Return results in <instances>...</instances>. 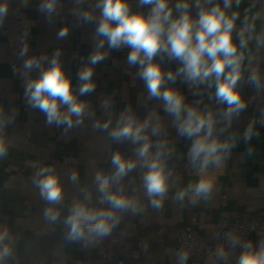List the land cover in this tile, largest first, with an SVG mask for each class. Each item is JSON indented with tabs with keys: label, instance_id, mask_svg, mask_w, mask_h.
Wrapping results in <instances>:
<instances>
[{
	"label": "crops",
	"instance_id": "obj_1",
	"mask_svg": "<svg viewBox=\"0 0 264 264\" xmlns=\"http://www.w3.org/2000/svg\"><path fill=\"white\" fill-rule=\"evenodd\" d=\"M5 2L8 12L0 25V122L5 119L7 122L0 136L7 146V154L0 157V228L9 229L13 247V254L5 264H116L133 249L140 252V257L127 259L125 264H180L176 229L188 212L196 213L197 230L206 239L213 238L215 222L220 217L234 219L244 215L253 225L264 223V86L257 89L244 82L253 67H258L264 77V48L257 49L255 39L249 43L244 75L238 84L247 106L232 119L230 126L225 128L226 122L220 113L226 105L215 100L214 87L192 86L182 76L166 84L183 96L187 88L201 96L202 101L192 106L216 113L218 122L214 136L220 140H235V146L223 162L219 166L210 165L201 174L188 157L194 138L178 133L174 117L165 112L161 99L149 98L145 83L138 75L139 66L129 65L127 61V47L110 49L105 42L102 51L106 52V58L92 66L95 90L78 96L89 106L81 124L67 129L65 125L46 123L45 114L28 103L25 87L18 82L11 65L26 55H45L51 60L59 50L60 63L72 81L73 91L78 94L81 84L78 72L89 64L90 55L102 39L95 34L100 15V10L94 7L97 0L81 3L57 0L51 16L40 11L44 0H0V3ZM128 2L132 11L142 10L139 0ZM176 2L170 0V6ZM213 3L223 6V0H213ZM83 10H92L96 19L92 22L78 19V12ZM227 11L229 14L239 12L233 33L237 42L236 32L243 26L246 13L250 19L259 13L255 30L257 34L264 30V0H241L238 6L233 0ZM191 12L195 17L197 9L193 7ZM173 15L177 13L174 11ZM65 26L69 29L68 35L58 38L59 30ZM25 45L28 51L21 56ZM249 56L255 57L251 64ZM155 60L161 62L165 72H175L180 67L179 61H170L166 56L157 55ZM62 110H66V106ZM126 112H131L138 122L153 114L152 125L159 118L160 132L151 134V126L148 132L152 154L158 150V143L164 144L162 159L166 171L171 173L163 207L151 206L142 179L147 168L138 163L119 184L114 183L111 190L122 186L126 195L138 200L142 211L117 212L119 222L107 237L93 238L91 242H70L66 239L68 229L64 220L73 201L84 200L85 195L90 194L92 206L107 208L97 203L95 174L102 171L111 176L114 171L111 158L117 151L126 159L137 158L135 149L139 145L127 140L117 142L109 135L121 114ZM97 121L101 125L110 121L108 129L95 127ZM250 124H253L254 134L246 141L244 132ZM43 166L53 167L63 185L64 199L53 206L60 210L55 222L45 218L44 211L50 205L41 198L34 183L35 173ZM73 171L79 174L76 182L70 180ZM201 175L213 180L211 195L207 199L197 198L188 191L183 200L177 199V193L186 190L189 184L194 185ZM223 194L225 204L220 203ZM251 235L259 239L264 237V231ZM113 242L116 244L111 245ZM190 264L216 262L207 256Z\"/></svg>",
	"mask_w": 264,
	"mask_h": 264
},
{
	"label": "clouds",
	"instance_id": "obj_2",
	"mask_svg": "<svg viewBox=\"0 0 264 264\" xmlns=\"http://www.w3.org/2000/svg\"><path fill=\"white\" fill-rule=\"evenodd\" d=\"M82 0H77L81 3ZM141 5H150L147 14L141 11H132L128 0H97L95 8L100 10L98 26L95 34L102 37L96 45V50L89 57V64L78 72L81 82L78 94L73 91L72 81L60 63V52L57 50L47 68H41L47 57H30L23 67L27 70L40 69L38 78L30 79L25 87V95L31 107L39 109L46 116V123L57 126L65 125L70 129L83 122L89 106L78 96H84L95 90L93 65L106 58L102 51L105 42L110 49L128 47L130 52L127 57L129 65H138V75L144 81L149 98L161 99L164 110L174 117L177 131L181 136L192 139L188 157L193 167L199 168L203 174L211 166H219L223 159L230 154L235 146L234 138L220 140L214 136L217 125V116L211 109L200 110L197 106L186 105L184 96L175 88L167 87V82H174L177 76L192 86L206 85L209 89L215 88V100L226 105L220 115L225 120V128L231 125L232 119L246 108V102L241 95L238 84L244 75V62L249 43L255 39L256 47L264 48V30L259 34L255 30V20L259 13L251 19L245 14L243 26L236 32L238 39L234 40L236 21L239 12L228 13L233 0H223L213 3V0H177L170 6V0H139ZM238 6L241 0H235ZM57 0H44L40 5L41 12L49 16L55 11ZM197 9L194 17L191 8ZM174 11L177 13L173 15ZM8 12V4L0 3V25ZM78 19L92 22L96 19L92 10L78 12ZM68 27L61 28L58 38L68 35ZM28 51L27 45L21 50V56ZM157 55L166 56L170 61L180 62V67L175 72H165L161 62L155 60ZM254 56L248 57L251 64ZM248 83L260 89L264 86V77L258 67L250 69ZM66 106V110H62ZM75 117V120L73 119ZM152 125L153 114L143 121L138 122L131 112L121 114L117 126L109 135L114 141H130L139 145L135 149L136 159H126L119 151L113 153L111 163L114 171L111 176L102 171L95 174L94 181L100 193V203H107V208H97L90 204V194L84 200H74L69 209V214L64 220L67 227L66 239L70 242H91L93 238L102 239L111 234L120 217L117 212L131 211L133 214L142 211L137 199L126 195L123 188L112 191L113 184L120 181L133 171L138 163L146 167L143 174V185L150 204L154 209L163 207L164 198L168 191V178L171 175L166 171L165 161L162 159L163 143H158L155 154L150 152L152 147L148 129L151 134H158L161 130L159 118ZM5 119L0 122L3 129ZM109 123L103 125L97 121L95 127L108 129ZM254 123V122H253ZM225 129L222 128L221 132ZM253 124L244 132L245 140L253 136ZM7 154V146L0 136V157ZM79 174L73 171L70 175L72 182L78 181ZM34 183L39 189V194L50 206L44 211V216L50 222H55L60 216V210L53 207L59 205L64 199L63 185L59 175L51 166H43L34 176ZM213 180L201 175L194 185L189 184L186 190L177 193V199L183 200L188 191L194 197L207 199L213 191ZM230 245L235 247L240 238L228 234ZM6 240L8 242H6ZM244 251L238 258L237 264H264V240L259 248L254 249L250 242L244 244ZM13 247L9 240V229L0 228V264L12 256ZM218 259L226 260L229 252L223 245L215 250ZM180 264H186L189 253L181 250L178 254Z\"/></svg>",
	"mask_w": 264,
	"mask_h": 264
},
{
	"label": "built area",
	"instance_id": "obj_3",
	"mask_svg": "<svg viewBox=\"0 0 264 264\" xmlns=\"http://www.w3.org/2000/svg\"><path fill=\"white\" fill-rule=\"evenodd\" d=\"M150 5H142L141 12L145 14L150 10ZM130 49L127 47V56ZM30 57H46L45 55H26L18 63H13L11 68L16 71L18 82L26 87L27 82L30 79L38 78L40 75V69L33 68L27 70L23 67L24 62ZM49 59L43 62L41 68H47L49 66ZM248 76H245L244 82L248 87L252 84L248 83ZM185 103L189 105L199 104L202 101V97L197 95L192 89H186L184 91ZM100 193L96 195L97 203L100 207H107V203H100L99 200ZM226 197L221 195L220 203L225 204ZM199 223L198 216L196 213L188 212L183 220V222L177 227L176 234L178 237L177 249L178 253L181 250H186L189 253V258L186 264L192 262L200 261L204 257H212L216 264H237L238 258L244 251V244L250 242L253 247L259 248L260 242L264 240V237L255 239L252 237L251 233H261L264 231V223L258 225H253L244 215L236 217L234 219H227L225 217H220L215 222V234L212 239H206L197 230V225ZM231 233L240 238V242L235 247L230 245L228 234ZM113 242L111 245H115ZM223 245L225 249L229 252V256L226 260L218 259L215 255V250L218 246ZM140 257V252L138 250H130L126 252L120 259L117 260L116 264H125L127 259H135Z\"/></svg>",
	"mask_w": 264,
	"mask_h": 264
}]
</instances>
